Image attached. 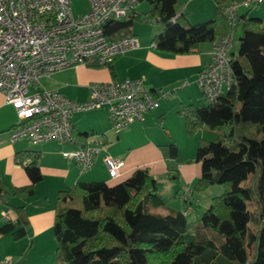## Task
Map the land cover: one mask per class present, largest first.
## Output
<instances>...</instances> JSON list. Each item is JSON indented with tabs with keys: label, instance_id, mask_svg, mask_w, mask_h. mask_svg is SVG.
I'll list each match as a JSON object with an SVG mask.
<instances>
[{
	"label": "trees",
	"instance_id": "16d2710c",
	"mask_svg": "<svg viewBox=\"0 0 264 264\" xmlns=\"http://www.w3.org/2000/svg\"><path fill=\"white\" fill-rule=\"evenodd\" d=\"M138 1H145L149 9L132 10L108 22L104 31L109 39L131 35L133 21H144L161 26L151 38L156 50L189 54L230 29L224 8L233 0H215L214 17L197 24L177 21V0ZM233 30L240 34L237 54L231 53L230 87L214 103L178 110L186 135L201 130L195 152L200 177L193 190L219 185L222 193L211 199L191 226L183 212L166 207L146 168L135 169L113 185L79 181L57 192L54 264H264V25L247 12L237 16ZM91 66L107 67L113 73V61ZM87 135L76 134L80 145ZM162 149L168 158L177 159L175 144ZM39 157L37 151L16 154L30 183L15 188L14 196H32L42 178ZM4 193L0 179V200L7 204ZM13 209L15 222H6L0 234L21 240L27 235L28 221L22 207Z\"/></svg>",
	"mask_w": 264,
	"mask_h": 264
},
{
	"label": "crops",
	"instance_id": "0c3cea01",
	"mask_svg": "<svg viewBox=\"0 0 264 264\" xmlns=\"http://www.w3.org/2000/svg\"><path fill=\"white\" fill-rule=\"evenodd\" d=\"M209 1H212V6L199 4L195 8L177 9L175 5L177 21L197 24L212 19L215 15V0ZM137 5H143L144 8L137 9ZM136 7L134 11L139 13L149 9L145 1L137 0ZM87 10L86 0L82 8H76L72 13L81 15ZM247 12L249 16L258 17L264 25V0L254 8L238 7L236 10L237 16ZM160 31L161 26L157 32ZM236 31L239 37L240 32ZM128 34L138 39L139 48L116 58L113 61V73L107 67L76 65L44 78L48 79L46 85L41 83L43 88L58 90L76 102L87 99L91 83L126 78L142 80L153 98L161 90L168 92L165 98H157L158 106L143 113L140 121L120 131H115L110 124L116 136L106 125V118L109 120V117L106 108H102L85 111L94 113L88 129L77 119L73 122L74 116L82 112L72 115L75 137L77 133L88 134L83 145L77 138L75 144H60L50 140L32 145L23 139L10 142L8 132L16 122V115L0 91V179L5 192L3 198L7 203L0 200V227L6 222H15L17 215L13 206L22 207L21 214L28 221L27 235L21 240H14L9 233L0 234V264H4V260H10L12 264L55 263L56 242L52 225L57 192L68 190L79 181H102L113 185L129 177L135 169L146 168L155 179L158 193L165 200L166 207L180 212L187 210L185 217L191 226L197 224L198 215L220 192L215 185L201 192L193 190L200 177V163L195 160V152L201 130L193 136L186 135L178 114L181 106L205 102L196 78L198 72L212 61V42L201 43L196 53L174 55L156 50L146 35L136 34L130 29ZM102 111L103 116L100 114ZM172 143L176 145L177 159L168 158L162 149ZM84 145H95L99 151L91 169L81 172L78 165L62 153ZM27 151L39 152L38 167L42 178L34 185L32 196L19 198L13 195L14 189L28 185L30 180L24 167L16 162L15 156ZM105 156L124 162L120 176L114 180L109 178L103 161ZM186 186L192 192L188 202L182 198ZM3 213L8 215L9 220Z\"/></svg>",
	"mask_w": 264,
	"mask_h": 264
},
{
	"label": "built area",
	"instance_id": "2783aa9c",
	"mask_svg": "<svg viewBox=\"0 0 264 264\" xmlns=\"http://www.w3.org/2000/svg\"><path fill=\"white\" fill-rule=\"evenodd\" d=\"M262 0H233L224 8L230 29L212 42V61L196 78L205 103H214L231 85L233 27L238 7L252 8ZM88 10L74 15L70 0H0V91L15 111L16 122L9 129L10 142L26 140L32 145L55 140L75 144L71 117L74 113L106 108L110 124L120 131L142 119L158 106L159 91L153 98L142 80L126 78L91 83L82 102L68 99L55 89H45L41 79L76 65H103L139 48L138 39L125 35L109 39L104 26L134 10L137 0H87ZM154 46V45H153ZM99 148L79 146L63 152L84 172L91 169ZM110 179L120 176L124 162L105 156ZM190 187L182 198L189 199ZM187 214V210L183 212ZM3 216L9 220L6 213ZM4 264H12L4 260Z\"/></svg>",
	"mask_w": 264,
	"mask_h": 264
},
{
	"label": "rangeland",
	"instance_id": "374dc122",
	"mask_svg": "<svg viewBox=\"0 0 264 264\" xmlns=\"http://www.w3.org/2000/svg\"><path fill=\"white\" fill-rule=\"evenodd\" d=\"M85 2H86V0H70V3H71V9H72V11L73 12H75V9L76 8H82L83 7V5L85 4ZM212 2V1H211ZM209 0H194V1H192L191 2V0H178V2H177V4H176V8L178 9V8H195V6L196 5H199V4H203L205 7L207 6V5H209V6H212V4L213 3H211ZM187 4H188V6H187ZM144 5V4H143ZM138 6L137 5V9H140V8H144V6ZM252 8H254V7H252ZM254 10H252L251 12H253ZM129 29L131 30V31H135V33L136 34H138V33H141L140 35H146V36H148L149 37V39H151V37L153 36V35H155V34H157V33H159V32H157L158 30H159V25H157V24H154V23H146V22H144V21H138V20H135V21H133V23H132V25L129 27ZM156 32V33H155ZM153 33H155V34H153ZM239 42H238V32L237 31H235V33H234V41H233V43H232V47H231V49H230V52L233 54V55H236L237 54V49H238V44ZM47 81H48V79H41L40 80V83H42V84H44V85H46L47 84ZM103 113H104V111H102L100 114L103 116ZM94 113H92V112H82V113H79V114H77L76 116H74V120H73V122L77 119V120H79V121H81V122H83V125L85 126V127H87V129H88V125L92 122V115H93ZM106 125H108L109 126V128L111 129V131H112V134L114 135V136H116L115 135V131L111 128V126H110V122H109V120H108V118H106ZM115 138V137H114ZM217 188H218V190H220V192H218V194H216V196L217 195H220L221 193H222V191H223V189H222V187L221 186H217V185H215ZM190 192H191V189H190ZM192 193V192H191ZM190 195V194H189ZM185 201L186 202H188L189 201V199H188V195H187V198L185 199ZM255 225H254V223L251 221L250 222V227H254Z\"/></svg>",
	"mask_w": 264,
	"mask_h": 264
}]
</instances>
